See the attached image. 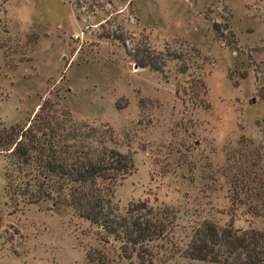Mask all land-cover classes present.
<instances>
[{
  "label": "rangeland",
  "instance_id": "obj_1",
  "mask_svg": "<svg viewBox=\"0 0 264 264\" xmlns=\"http://www.w3.org/2000/svg\"><path fill=\"white\" fill-rule=\"evenodd\" d=\"M147 57L162 69L133 61ZM40 105L108 127L130 154L117 212L144 200L172 214L147 264H207L182 255L202 221L264 231V207L251 213L235 193L264 187V0H0V122L21 126ZM34 166L0 152V264L110 255L94 227L39 195Z\"/></svg>",
  "mask_w": 264,
  "mask_h": 264
},
{
  "label": "trees",
  "instance_id": "obj_2",
  "mask_svg": "<svg viewBox=\"0 0 264 264\" xmlns=\"http://www.w3.org/2000/svg\"><path fill=\"white\" fill-rule=\"evenodd\" d=\"M158 60L161 63L148 57L133 61L138 67L160 71L165 59ZM186 67L182 63L179 72H186ZM42 109L40 105L21 126L4 127L0 122V152H7L22 167L34 164L41 178L39 195L50 198L55 210L66 207L95 228L101 243L112 245L110 255L88 249L84 264H147L152 243L170 230L172 214L153 213L144 200L129 202L122 213L117 212L110 203L112 187L133 172L130 154L116 150L108 127L76 124L64 114L43 115ZM242 190L243 200L237 203L258 213L264 207V187L242 184L235 193ZM182 255L207 264H264V231L202 221L192 230Z\"/></svg>",
  "mask_w": 264,
  "mask_h": 264
}]
</instances>
